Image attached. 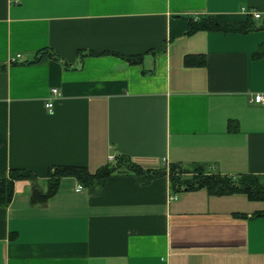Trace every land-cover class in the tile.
I'll return each mask as SVG.
<instances>
[{
  "label": "crops",
  "instance_id": "0c3cea01",
  "mask_svg": "<svg viewBox=\"0 0 264 264\" xmlns=\"http://www.w3.org/2000/svg\"><path fill=\"white\" fill-rule=\"evenodd\" d=\"M205 17L225 30L188 28ZM262 19L264 0H0V179L25 169L45 193L49 167L118 154L263 176ZM40 49L54 57L30 63ZM30 197L18 179L0 207V264H264V201L242 193L111 174Z\"/></svg>",
  "mask_w": 264,
  "mask_h": 264
},
{
  "label": "trees",
  "instance_id": "16d2710c",
  "mask_svg": "<svg viewBox=\"0 0 264 264\" xmlns=\"http://www.w3.org/2000/svg\"><path fill=\"white\" fill-rule=\"evenodd\" d=\"M205 29H224L225 25L217 22L213 18L205 17L201 22L194 23L188 18V28ZM250 28L245 22L235 25L232 29L245 31ZM191 29V28H190ZM30 63L40 61L45 58L54 57L53 53L46 49L36 51ZM140 56L128 55L127 61L137 60ZM113 175L128 174L133 175L140 185L148 184L155 178L165 176L172 191L183 189L204 188L209 194L222 195L231 193H242L251 200L264 201V175L257 176L252 174H239L235 176L224 175L210 171L209 167L203 163L189 162H165L155 168L144 167L122 154L115 155L113 160L96 170L89 173L85 167L74 166H53L47 170L48 187L42 193L35 185V176L25 169H9L5 177L0 179V207L6 206L11 199L13 183L18 179H26L31 183V203L36 201L43 202L54 191L56 181L59 177H74L82 186L86 187L91 193L99 191L106 177ZM258 178L263 180L260 182ZM253 216H264V212L254 213Z\"/></svg>",
  "mask_w": 264,
  "mask_h": 264
},
{
  "label": "built area",
  "instance_id": "2783aa9c",
  "mask_svg": "<svg viewBox=\"0 0 264 264\" xmlns=\"http://www.w3.org/2000/svg\"><path fill=\"white\" fill-rule=\"evenodd\" d=\"M250 14H251V16H252L253 18H259V17H260L259 13H257V12H252V13H250ZM18 56H19V55H16V58H17ZM50 94H51V96H56V95H58L59 93H58V91L54 88V89H51V90H50ZM248 101H249L250 103L255 104V105L264 106V92H253V93H250ZM51 106H52V102H51V100L48 99L47 101H45V103H44V107H45L48 111H50ZM172 199H175V196H173Z\"/></svg>",
  "mask_w": 264,
  "mask_h": 264
},
{
  "label": "rangeland",
  "instance_id": "374dc122",
  "mask_svg": "<svg viewBox=\"0 0 264 264\" xmlns=\"http://www.w3.org/2000/svg\"><path fill=\"white\" fill-rule=\"evenodd\" d=\"M258 180L261 182L263 179L262 178H258Z\"/></svg>",
  "mask_w": 264,
  "mask_h": 264
},
{
  "label": "water",
  "instance_id": "95a60500",
  "mask_svg": "<svg viewBox=\"0 0 264 264\" xmlns=\"http://www.w3.org/2000/svg\"><path fill=\"white\" fill-rule=\"evenodd\" d=\"M262 22H264V19H262Z\"/></svg>",
  "mask_w": 264,
  "mask_h": 264
}]
</instances>
